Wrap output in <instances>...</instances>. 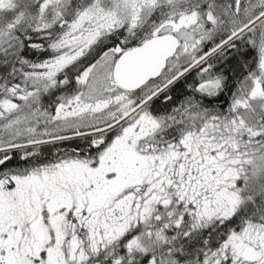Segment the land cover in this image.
<instances>
[{"label": "snow or ice", "instance_id": "1", "mask_svg": "<svg viewBox=\"0 0 264 264\" xmlns=\"http://www.w3.org/2000/svg\"><path fill=\"white\" fill-rule=\"evenodd\" d=\"M0 264H264V0H0Z\"/></svg>", "mask_w": 264, "mask_h": 264}]
</instances>
